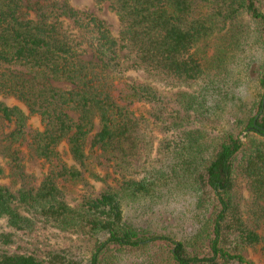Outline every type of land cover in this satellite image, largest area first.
<instances>
[{
    "label": "trees",
    "instance_id": "16d2710c",
    "mask_svg": "<svg viewBox=\"0 0 264 264\" xmlns=\"http://www.w3.org/2000/svg\"><path fill=\"white\" fill-rule=\"evenodd\" d=\"M94 1L0 0V264H264V0Z\"/></svg>",
    "mask_w": 264,
    "mask_h": 264
},
{
    "label": "rangeland",
    "instance_id": "374dc122",
    "mask_svg": "<svg viewBox=\"0 0 264 264\" xmlns=\"http://www.w3.org/2000/svg\"><path fill=\"white\" fill-rule=\"evenodd\" d=\"M71 4L74 7L87 11L89 13L94 14L99 19L105 21L109 26L114 37L119 38L121 32V24L117 14L110 8L109 3L98 4L94 0H70ZM264 12V7H263ZM127 78L131 81L134 80H143V81H151L159 87H163V84L159 81H155L146 75L144 72L137 70H129L127 73ZM0 101H3L7 104H18L13 99L3 98L0 96ZM32 124L35 127H40V119L38 117H33L31 119ZM245 133L242 135L241 139L244 140ZM62 148V147H61ZM66 149V147L62 148ZM26 171L29 174H33L35 176L41 177L46 173V168L44 163L37 159H30L26 163ZM95 186L98 187L101 183L94 182ZM245 197L247 198V192H244ZM4 225V221H0V226ZM262 235L264 237V230H262ZM69 233L66 231H62L60 228H48V230L41 231L38 235V238L41 242H45L47 244H63L68 238ZM258 255V254H257ZM246 256L250 259L253 258V254L249 253ZM257 260V259H256Z\"/></svg>",
    "mask_w": 264,
    "mask_h": 264
},
{
    "label": "water",
    "instance_id": "95a60500",
    "mask_svg": "<svg viewBox=\"0 0 264 264\" xmlns=\"http://www.w3.org/2000/svg\"><path fill=\"white\" fill-rule=\"evenodd\" d=\"M256 125V124H255Z\"/></svg>",
    "mask_w": 264,
    "mask_h": 264
}]
</instances>
